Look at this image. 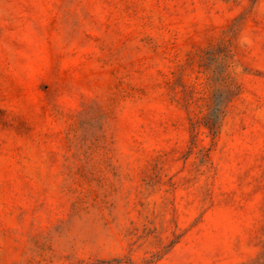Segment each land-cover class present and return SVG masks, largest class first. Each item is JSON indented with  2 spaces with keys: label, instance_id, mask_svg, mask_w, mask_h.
<instances>
[{
  "label": "rangeland",
  "instance_id": "rangeland-1",
  "mask_svg": "<svg viewBox=\"0 0 264 264\" xmlns=\"http://www.w3.org/2000/svg\"><path fill=\"white\" fill-rule=\"evenodd\" d=\"M0 264H264V0H0Z\"/></svg>",
  "mask_w": 264,
  "mask_h": 264
},
{
  "label": "trees",
  "instance_id": "trees-1",
  "mask_svg": "<svg viewBox=\"0 0 264 264\" xmlns=\"http://www.w3.org/2000/svg\"><path fill=\"white\" fill-rule=\"evenodd\" d=\"M210 126H211L210 128L212 129V128H213V127H212V124H211Z\"/></svg>",
  "mask_w": 264,
  "mask_h": 264
}]
</instances>
